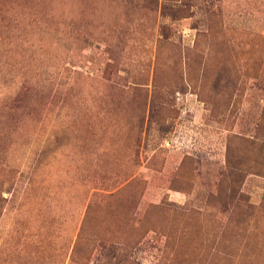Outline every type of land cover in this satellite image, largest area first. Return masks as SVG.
I'll list each match as a JSON object with an SVG mask.
<instances>
[{
  "label": "rangeland",
  "instance_id": "obj_1",
  "mask_svg": "<svg viewBox=\"0 0 264 264\" xmlns=\"http://www.w3.org/2000/svg\"><path fill=\"white\" fill-rule=\"evenodd\" d=\"M0 264H264V0H0Z\"/></svg>",
  "mask_w": 264,
  "mask_h": 264
}]
</instances>
